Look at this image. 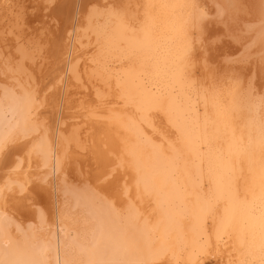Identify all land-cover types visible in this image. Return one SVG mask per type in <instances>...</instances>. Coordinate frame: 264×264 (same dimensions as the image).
<instances>
[{
  "label": "snow or ice",
  "instance_id": "6c2138e0",
  "mask_svg": "<svg viewBox=\"0 0 264 264\" xmlns=\"http://www.w3.org/2000/svg\"><path fill=\"white\" fill-rule=\"evenodd\" d=\"M41 3L50 9L57 0ZM79 7L78 17L41 27L39 42L18 47L23 59L16 61L15 72L11 57L0 60L6 81L0 87V121L9 129L0 135V200L7 206L5 193L18 188L15 210L36 221L27 229L17 225L21 244L13 239L10 219L0 217V264H264V94H257L255 77L249 78L251 45L225 58L235 67L222 72L209 63L220 37L209 38L203 27L211 19L208 6L80 0ZM214 7L222 19L221 6ZM260 26L264 29V20ZM23 61L47 65L48 72L41 67L39 76L46 81L42 98L37 77L25 72L27 82L19 79ZM69 81L84 90L102 84L103 98L121 103L85 110L134 133L135 141L120 137L109 143L102 135L99 148L93 142L95 172L90 170L83 185L65 182L61 205L46 176L26 191L28 181H13L12 175L21 169L20 153L29 165L37 155L45 168L51 158L54 172L68 162L67 149L63 158L57 155L34 113L37 107L62 109ZM102 107L108 115H97ZM18 110L26 112L23 128L14 119ZM146 161L152 164L151 186ZM80 193L90 194L92 206L93 227L84 234L67 225L73 211L67 197L71 194L78 207ZM145 196L154 197L147 214L138 207ZM237 233L239 248L229 244ZM221 246L230 249L226 261ZM53 250L54 262L48 259Z\"/></svg>",
  "mask_w": 264,
  "mask_h": 264
},
{
  "label": "bare ground",
  "instance_id": "6f19581e",
  "mask_svg": "<svg viewBox=\"0 0 264 264\" xmlns=\"http://www.w3.org/2000/svg\"><path fill=\"white\" fill-rule=\"evenodd\" d=\"M36 1L38 3L40 2V0ZM248 1L249 4H246L249 6L245 5L246 8L248 7L250 10L249 12H247L248 9L245 11L248 15L244 18V16L240 14L244 6H239L241 3L237 2V0H156V2L161 3H196L201 6H208V16L211 17V19L205 20L203 22V27L209 35V38H224L225 36V41L226 38H230V40L234 43H231L233 46L236 45L237 47V44L239 43V47L236 49L237 51L242 45L241 48L244 49H241L242 52H244L245 48L249 45H251V47L254 46V48L261 46L257 47V52L255 49V55L260 54L259 56L254 55L255 58L257 57V61L256 59L253 60L255 63L252 62L254 65L251 66V73L249 76V78L252 76L255 77L254 84L257 89V94L259 95L264 94V87H262V84H264V29L260 26L261 21L264 20V0H247L246 2ZM97 2L104 4L108 2V0H97ZM120 2L136 3L142 2V0H120ZM5 3L12 4L14 7L4 8L3 5ZM79 3L80 0H57L56 7L50 9L44 7L41 3V6L39 7L40 10L38 9L39 13H35L37 17L35 14H32L33 12L29 8L31 5L28 7V4H26L27 9L31 11V16L29 18L30 13L25 6L18 3V0H0V60H2V58L11 57L12 68L15 72L17 69L16 61L23 59L18 52V47H31L33 43L39 42L43 35L41 27L55 28V21L58 19L63 20L64 18L72 15H76L78 17L80 13ZM214 5L221 6V10L224 13L222 19L217 17V9ZM198 14V11L194 13V15ZM32 15L36 18L40 17V21L42 22L38 23L41 27L39 25L37 26V21H39L38 19L35 22L37 24L33 27L32 23L34 22L32 20ZM168 15L169 11L165 9L161 18L163 22L166 23ZM177 22H179V20ZM250 25H255V27L250 28ZM36 27H38V29H35ZM61 27H63V25H61ZM240 32L247 33L246 37L250 35L251 38H246L245 34V38H243V36L240 35ZM249 32H253L254 34L252 33L253 35H251ZM8 33H11V35L8 36L6 42L4 37ZM81 40L84 45L88 44L86 36H82ZM230 40L228 39L229 45L231 42ZM225 41H223L224 43L222 42V47H227ZM216 45H218L217 42ZM216 45H213L210 49L209 63L219 65L222 72H229L231 67L222 63L225 59L224 56L223 60L221 59L223 50L219 47L220 44L218 46ZM229 45V52L231 50L234 51L233 48L235 49V47L231 48L232 45ZM255 45L257 46L255 47ZM251 47L250 49H252ZM241 50H239L240 53ZM235 56H237V54H235ZM44 66L47 68V65L44 64L43 61L38 63L23 61V71L17 73L21 82H27V75H25V72L37 77V83H39L41 87V98L46 81L40 80L39 76L41 67ZM60 74L63 75V71H61ZM5 82L4 78L0 76V87H2ZM7 82L10 83V81ZM48 86L50 87L51 85L49 84ZM246 86L247 80H245V87ZM63 91L64 105L62 109L53 112V110L49 108L52 112L50 113L48 107H37L34 116L37 123H43L42 133L44 128L47 129L48 138L52 142L53 150L57 153V155L63 158L65 149H67L68 162H62L54 172L53 160L51 158L48 161V167L45 168L42 159L37 155L33 154L31 157V164L29 165V157L24 153H20L19 162L21 164V169L18 173H14L12 175L13 181L18 180L21 183L28 181L25 185L26 191H31L39 183L40 178L46 176L48 184L56 188V194L59 197L61 205L64 204L66 199L63 190L65 182L69 185L80 186L88 182L87 177L90 170L93 173L95 172V161L91 150L93 142H95V147L99 148L100 137L102 135L109 141V143H118L120 137H128L133 142L135 141L134 133L125 130L119 125L109 124L108 121L96 119L90 115L89 111L85 110V108L91 109L98 105L121 103L116 100H105L103 98L105 89L102 84L97 83L94 87H89L87 90H84L78 87L74 82L69 81L64 86ZM237 99H239V94H237ZM45 108L48 109L49 113L46 112L47 110L45 111ZM114 110L117 112L121 111L119 107ZM129 111L132 110L129 109ZM97 115H108V109L104 107L100 108ZM11 118L12 117H10V119ZM26 118V112L24 110H18L15 113L14 119L20 123L21 128L24 127ZM156 124L158 127L161 126V121L157 119ZM8 130L9 129L4 127L3 122L0 121V135L5 134ZM145 131L151 135V129L146 127ZM144 151L147 152L150 151V149H148L147 146H144ZM77 160L81 161V166L77 163ZM145 163L147 168L146 181L148 185L151 186L154 183L152 164L147 161ZM93 167L94 169L92 170ZM130 175H134V173H130ZM3 183L4 178H0V186H2ZM49 191H51V188ZM5 195L8 197L6 202L7 206H5V202L3 200H0V217L7 216L10 219L12 222L10 227L13 239L20 241L21 244H23L24 237L16 231L17 225L20 228L27 229L29 224L36 223V221L21 215L15 210L16 201L20 199L18 188L14 187L13 192H7ZM79 195L81 196V202L78 207L76 206L75 199L71 194L67 197L73 209L72 218L67 222V225L69 229L80 234H84L86 232H90L93 227L92 216L90 215L92 212L91 196L88 193H80ZM153 199L154 197L150 198L145 196L143 204L138 205V207H140L141 211H145L147 214L150 212L149 205ZM152 206L154 207V204ZM150 219L155 222L156 217L151 216ZM163 227L164 225H161V230H163ZM61 238L67 239L63 234ZM239 238L240 234H235L233 239L229 241V244L239 248ZM244 239H248L247 235L244 236ZM3 246V239H0V249H2ZM221 249L224 253L221 259L226 261L228 258L227 251L230 249H224L223 246H221ZM26 255H31V252L27 251ZM55 256L56 253L53 250L49 254L48 259L54 262ZM213 264H216V262L213 261Z\"/></svg>",
  "mask_w": 264,
  "mask_h": 264
},
{
  "label": "rangeland",
  "instance_id": "374dc122",
  "mask_svg": "<svg viewBox=\"0 0 264 264\" xmlns=\"http://www.w3.org/2000/svg\"><path fill=\"white\" fill-rule=\"evenodd\" d=\"M32 1H33V3H32ZM32 1H30V0H18V3L21 4V5H23V6H25L26 9H27L26 4H28V7H29V5H31V7H29V8H30V10H32V9H33V6H36V5L38 4V2H37L36 0H32ZM35 1H36V2H35ZM38 1H39V0H38ZM243 1H244V2H243ZM243 1H242V0H241V1H240V0H237V2H240V3H241V5H239V6H244L243 9L241 10V13H240V12H239V13H240L242 16H244V18H245V17H247V15H248L247 12H249L250 8H248V7L246 8V5L249 4V1H248V2H246L247 0H243ZM28 2H29L30 4H29ZM40 2H41V0H40ZM40 2H39V3H40ZM242 2H243L244 4H243ZM240 3H238V4H240ZM246 3H247V4H246ZM245 4H246V5H245ZM247 6H249V5H247ZM240 8H242V7H240ZM247 9H248V11L245 12ZM27 10H28V9H27ZM39 10H40V8H39ZM243 11H244V15H243ZM28 12L30 13V14H29V18H30V16H31V11L28 10ZM32 12H33V11H32ZM37 13H39V11H37ZM239 13H238V14H239ZM246 13H247V14H246ZM32 14H34V13H32ZM37 15H38V14H37ZM32 16H33V19H32V20H33V22H34V23H32L33 27H34V25L37 24L38 22H42V21H40V17L36 18V17H37L36 14H35L36 17H34V15H32ZM31 18H32V17H31ZM37 19H38L39 21H37V23H35ZM32 20H31V21H32ZM253 23H254V22H253ZM41 24H42V23H41ZM38 25H39V23L37 24V26H38ZM39 26L41 27V25H39ZM31 28H32V27H31ZM35 29H38V27H36ZM32 30H33V29H32ZM240 33H241L240 35H242L243 38L246 37V34H247V33H244V32H243V33L240 32ZM249 33H250L251 35L254 34L253 32H252L253 34H252L251 32H249ZM244 34H245V37H244ZM242 36H241V37H242ZM222 37H223V36H222ZM249 37H250V35L247 36L246 38H249ZM224 38H225V36H224ZM224 38H221V37H220V39H222V40L218 39L219 42L217 41L218 45L220 44L219 47H221L222 50H223V53H222V56H221V57H222V58H221L222 60H223V56H224V58H227V57H229V56H231V57H232V56H235V54H237V56H238V55L240 54L239 50H241V49L244 50L243 48H241L242 45L240 44L241 47L238 48L239 50L237 51L236 49H237V47H239V46H238L239 43H238V44L235 43V44H237V47H236V45L233 46V45L231 44V43H233V42L230 40V38H226V41L224 40ZM250 38H251V37H250ZM228 39L231 41V42H230V45H232L231 48L235 47V49L233 48V50H234V51L236 50L238 53H237L236 51H235V52L232 51L230 47H229V48H230V50L232 51V53H231V51L229 52V49H228V45H229V44H228V43H229V42H228ZM223 41L226 42L227 47H226V46L222 47V46H223V44H222ZM223 43H224V42H223ZM221 44H222V46H221ZM226 44H225V45H226ZM233 44H234V43H233ZM215 45H216V43H215ZM218 45H216V46H218ZM230 45H229V46H230ZM256 46H257V45H255V47H256ZM257 47H261V46H257ZM257 47H256V48H254V46L251 47V48H252V49H250L251 51L249 50L248 53H247V56L250 57V60H249V63H248V67H250V69H251V66L254 65V64H252L253 60L257 58V57H256V58L254 57V55H255V53H254V52H255V49H256V52H257V50H258ZM242 50H241V52H242ZM259 50H260V48H259ZM233 52H234L235 54H234ZM249 53H250V54H249ZM251 53H252V54H251ZM253 53H254V54H253ZM256 54H258V53H256ZM259 54H260V53H259ZM259 54H258V55H255V56H259ZM224 61H225V59L222 61L223 64H225ZM256 61H257V59H256ZM253 63H255V61H254ZM226 65H228V64H226ZM228 66L231 67V68H232V67H235V66H230V65H228ZM43 68L45 69L46 67L44 66ZM46 69H47V70H46ZM46 69L44 70L45 73L48 71V68H46ZM250 73H251V72H250ZM250 73H249V76H250ZM49 108H51V106H50V107L48 106V109H49ZM48 109L45 108V111L47 110V111H46L47 113H49V112H48ZM51 109H52V108H51ZM49 111H50V113H52L50 109H49ZM77 163L81 166V161H80V160H79V161L77 160ZM93 169H94V167L92 168V170H93Z\"/></svg>",
  "mask_w": 264,
  "mask_h": 264
}]
</instances>
